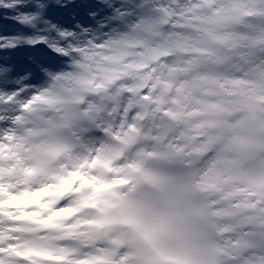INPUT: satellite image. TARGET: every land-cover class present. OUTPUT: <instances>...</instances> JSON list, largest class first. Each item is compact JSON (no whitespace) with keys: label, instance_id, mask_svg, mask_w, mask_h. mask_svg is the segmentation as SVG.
Returning a JSON list of instances; mask_svg holds the SVG:
<instances>
[{"label":"clouds","instance_id":"obj_1","mask_svg":"<svg viewBox=\"0 0 264 264\" xmlns=\"http://www.w3.org/2000/svg\"><path fill=\"white\" fill-rule=\"evenodd\" d=\"M71 2L0 0V264H264V0Z\"/></svg>","mask_w":264,"mask_h":264},{"label":"snow or ice","instance_id":"obj_2","mask_svg":"<svg viewBox=\"0 0 264 264\" xmlns=\"http://www.w3.org/2000/svg\"><path fill=\"white\" fill-rule=\"evenodd\" d=\"M62 9L71 10V15L73 13H75L77 19H80L82 21H87V15L86 14L89 12L97 11L98 5L96 4L95 0H79V3H76V2H74V0H72L71 3H67L66 7H64ZM101 14H103V13H101ZM6 56H7L6 53L0 52V63H14L12 61V59H11V61L5 59ZM22 69L23 68L18 67L16 65V71L17 72L21 71Z\"/></svg>","mask_w":264,"mask_h":264},{"label":"rangeland","instance_id":"obj_3","mask_svg":"<svg viewBox=\"0 0 264 264\" xmlns=\"http://www.w3.org/2000/svg\"><path fill=\"white\" fill-rule=\"evenodd\" d=\"M74 2L79 3V0H74ZM50 15H52V16H54L56 18L61 19L62 22H68V21H70L71 10H65V9H50ZM1 22H2V20H0V23ZM13 32H15V31H4L2 33H4V34H10V33H13Z\"/></svg>","mask_w":264,"mask_h":264},{"label":"bare ground","instance_id":"obj_4","mask_svg":"<svg viewBox=\"0 0 264 264\" xmlns=\"http://www.w3.org/2000/svg\"><path fill=\"white\" fill-rule=\"evenodd\" d=\"M0 32H4V31H0ZM0 35H2V34L0 33Z\"/></svg>","mask_w":264,"mask_h":264}]
</instances>
